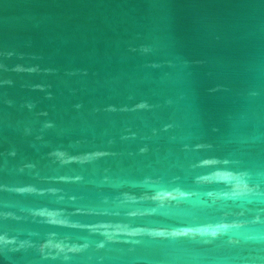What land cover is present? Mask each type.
<instances>
[{
  "label": "water",
  "instance_id": "1",
  "mask_svg": "<svg viewBox=\"0 0 264 264\" xmlns=\"http://www.w3.org/2000/svg\"><path fill=\"white\" fill-rule=\"evenodd\" d=\"M0 264H264V0H0Z\"/></svg>",
  "mask_w": 264,
  "mask_h": 264
}]
</instances>
